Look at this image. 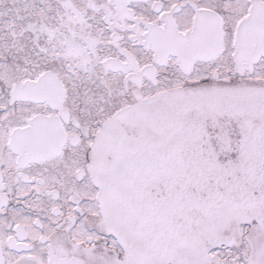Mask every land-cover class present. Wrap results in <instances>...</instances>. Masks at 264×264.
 <instances>
[{
  "label": "snow or ice",
  "instance_id": "6c2138e0",
  "mask_svg": "<svg viewBox=\"0 0 264 264\" xmlns=\"http://www.w3.org/2000/svg\"><path fill=\"white\" fill-rule=\"evenodd\" d=\"M0 264H264V0H0Z\"/></svg>",
  "mask_w": 264,
  "mask_h": 264
}]
</instances>
